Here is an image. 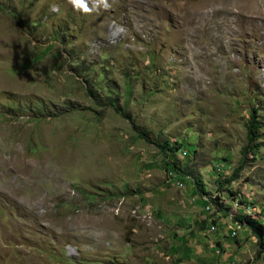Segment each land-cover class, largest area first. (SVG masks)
Wrapping results in <instances>:
<instances>
[{"label": "rangeland", "instance_id": "rangeland-1", "mask_svg": "<svg viewBox=\"0 0 264 264\" xmlns=\"http://www.w3.org/2000/svg\"><path fill=\"white\" fill-rule=\"evenodd\" d=\"M107 2L0 0V264H264L234 222L264 241V27L210 43L180 36L176 0Z\"/></svg>", "mask_w": 264, "mask_h": 264}, {"label": "bare ground", "instance_id": "bare-ground-1", "mask_svg": "<svg viewBox=\"0 0 264 264\" xmlns=\"http://www.w3.org/2000/svg\"><path fill=\"white\" fill-rule=\"evenodd\" d=\"M124 1H125V5L129 7L130 9H132L133 7L136 9L142 8V3H143L142 0H124ZM240 1L241 2L230 0V2L228 3L220 4L219 6H214L213 8H211V11L209 13L198 14L196 10V6L192 4L191 0H176V6H175V12H176L175 17L176 18L175 19L179 21L178 28H179L180 36L183 35L185 38V37H191L192 34L194 35L198 34L197 32L198 27L201 26L202 27L201 37L204 38L206 36L207 40L210 43L214 42V43L221 44L229 40L228 43L232 45L233 38H235V36L237 38H240L242 35H244L242 31L245 29V27H251L253 30L262 29L264 27V23L263 22H262L263 24L260 23L261 18H260L259 12L253 7V5L248 0H240ZM100 13L101 12H99V14ZM199 18L201 19V21ZM230 36L233 38H230ZM180 39H183V38H180ZM219 72L222 73L223 80L225 79V76L226 77L231 76V74L227 71V67L221 69ZM193 75H194L193 81L198 82L199 85L203 86L202 90L205 89L207 86L205 77L204 76L199 77L200 75L198 74L196 70H193ZM222 169H223V166H219L217 169H215V171L216 173L219 174L222 172Z\"/></svg>", "mask_w": 264, "mask_h": 264}, {"label": "trees", "instance_id": "trees-1", "mask_svg": "<svg viewBox=\"0 0 264 264\" xmlns=\"http://www.w3.org/2000/svg\"><path fill=\"white\" fill-rule=\"evenodd\" d=\"M115 108H116V106H114V109ZM255 113H257V107L253 108L251 111V114H250L251 116H250V120H249V123L247 126V138L249 140V144L246 145L245 147H243V149L241 150V156H245V154H247L249 152L251 154H254L259 149V143H257V141L259 140V136L257 135V129L259 127L257 126V124H259V122L256 121ZM141 136H144V134L141 133ZM252 143H254V144H252ZM159 148L163 152H165V151L168 152V154H166V160H168V161H166L164 163L163 167L171 169V171H173V172L176 171L177 173H181L180 168L176 165V163L171 158V157H174L175 154L180 150V145L175 143L173 146L169 147L166 143H163V144L159 145ZM243 166H244V163L242 162L240 164V167H238L236 170L233 171L232 176H234V177L231 178L230 180H234L237 177V174L239 173V171L242 169ZM168 169H167V172H169ZM213 170H214V167H213ZM186 176H188V175H186ZM194 184L197 187L198 194H203L201 179H197L196 181H194ZM209 200H212V202H215L216 198L215 199L210 198ZM239 202H240V204H244L240 200H239ZM225 210L228 211V207H226ZM261 212L262 211L259 210V213H261ZM248 219L241 217V216H237V217H235L236 221H234V222H237L243 226L250 227L251 231H253L252 234L257 236V238H258V244L261 247L259 252L261 254H264V241H263L262 230L260 229L261 225H259V223L256 222L254 219H250V218H248ZM255 226H258L256 231L254 230Z\"/></svg>", "mask_w": 264, "mask_h": 264}, {"label": "clouds", "instance_id": "clouds-1", "mask_svg": "<svg viewBox=\"0 0 264 264\" xmlns=\"http://www.w3.org/2000/svg\"><path fill=\"white\" fill-rule=\"evenodd\" d=\"M68 2L75 11L83 14H90L94 10H99L101 8L107 9L110 7L107 0H92L91 7H89V0H68Z\"/></svg>", "mask_w": 264, "mask_h": 264}, {"label": "built area", "instance_id": "built-area-1", "mask_svg": "<svg viewBox=\"0 0 264 264\" xmlns=\"http://www.w3.org/2000/svg\"><path fill=\"white\" fill-rule=\"evenodd\" d=\"M219 166H223V165H218V164H217V165H216V168H214V170L217 169ZM255 211H259V210H255ZM262 212L264 213V208H263ZM208 225H209V227H208V231H215V232L217 231V230H211V228H210V223H209ZM231 237H233V236H231Z\"/></svg>", "mask_w": 264, "mask_h": 264}, {"label": "crops", "instance_id": "crops-1", "mask_svg": "<svg viewBox=\"0 0 264 264\" xmlns=\"http://www.w3.org/2000/svg\"><path fill=\"white\" fill-rule=\"evenodd\" d=\"M247 231V230H246Z\"/></svg>", "mask_w": 264, "mask_h": 264}]
</instances>
